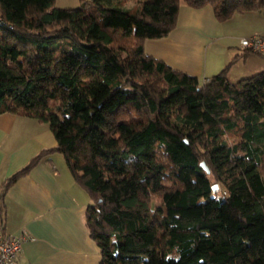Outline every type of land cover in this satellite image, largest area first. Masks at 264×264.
I'll return each instance as SVG.
<instances>
[{"label": "trees", "instance_id": "16d2710c", "mask_svg": "<svg viewBox=\"0 0 264 264\" xmlns=\"http://www.w3.org/2000/svg\"><path fill=\"white\" fill-rule=\"evenodd\" d=\"M182 4L220 23L264 12V0H0V115L47 124L57 144L1 198L58 153L90 197L101 264H264V71L232 84L235 57L203 82L146 55Z\"/></svg>", "mask_w": 264, "mask_h": 264}, {"label": "crops", "instance_id": "0c3cea01", "mask_svg": "<svg viewBox=\"0 0 264 264\" xmlns=\"http://www.w3.org/2000/svg\"><path fill=\"white\" fill-rule=\"evenodd\" d=\"M82 1L87 0H56V5L73 9ZM227 25L241 26L246 33L236 45H223L215 54V41L224 38ZM262 27L264 12L242 14L220 23L210 6L195 10L182 4L175 30L164 39L147 40L144 51L203 82L238 57L228 71V80L236 84L264 71V57L246 54L240 45L241 39L264 37ZM209 54L216 55L209 61L219 56L214 67L208 63ZM56 145L47 124L13 114L0 115V220L5 222L7 234L29 238L14 264H101L100 250L83 219L88 206H80L76 183L70 172L64 171L58 153L16 180L1 198L4 184L42 151Z\"/></svg>", "mask_w": 264, "mask_h": 264}, {"label": "built area", "instance_id": "2783aa9c", "mask_svg": "<svg viewBox=\"0 0 264 264\" xmlns=\"http://www.w3.org/2000/svg\"><path fill=\"white\" fill-rule=\"evenodd\" d=\"M241 49L264 57V37L253 36L242 39ZM28 239L24 236L7 234L5 222L0 220V264H14L21 254L24 242Z\"/></svg>", "mask_w": 264, "mask_h": 264}, {"label": "rangeland", "instance_id": "374dc122", "mask_svg": "<svg viewBox=\"0 0 264 264\" xmlns=\"http://www.w3.org/2000/svg\"><path fill=\"white\" fill-rule=\"evenodd\" d=\"M130 2H131V4L133 3L132 1H130ZM235 16H238V15H235ZM242 28L243 27H241V26L230 27L229 25H227V28L225 30L226 35L224 36V38L220 39L219 41H215V46H214L215 47L214 48L215 54H217V53L221 52V50H223V48H222L223 45H228V44L236 45L239 42V39L241 38V36L246 33V30H243ZM259 28H261V27H259ZM262 29H264V27H262ZM249 31L250 30L247 29V32H249ZM240 45H241V41H240ZM211 55L212 54H209V56H208V63L211 64V67H214V66H216V63L215 62L217 60H219V56L217 57V59H211L209 61L210 57L211 58L212 57H214V58L216 57V55H212V56ZM261 57L263 58V56H261ZM58 155H59V157L62 160V164H63L62 167L64 168V171H67V173H69L68 172L69 170H68V168L66 166L64 157L61 154H58ZM70 179H71V181H73L72 178H70ZM75 187H77L78 192H79L80 206L81 207H83V206H89L91 200H90V197L87 194V192L84 189H82L78 184H75ZM84 218H85V215H83V219Z\"/></svg>", "mask_w": 264, "mask_h": 264}, {"label": "water", "instance_id": "95a60500", "mask_svg": "<svg viewBox=\"0 0 264 264\" xmlns=\"http://www.w3.org/2000/svg\"><path fill=\"white\" fill-rule=\"evenodd\" d=\"M201 165H202V167L207 171V173L210 174V170L208 169V167L206 166V164H205V163H202ZM218 191H219V187H218V185H216V186L214 187V192H215V193H218Z\"/></svg>", "mask_w": 264, "mask_h": 264}]
</instances>
